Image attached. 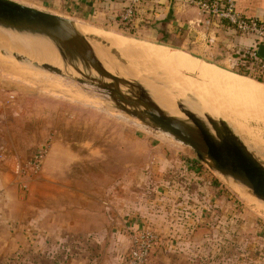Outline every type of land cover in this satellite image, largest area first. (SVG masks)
I'll return each instance as SVG.
<instances>
[{
  "label": "rangeland",
  "instance_id": "obj_1",
  "mask_svg": "<svg viewBox=\"0 0 264 264\" xmlns=\"http://www.w3.org/2000/svg\"><path fill=\"white\" fill-rule=\"evenodd\" d=\"M182 9L181 15L187 23L197 15L192 8ZM73 21L88 28L117 33L178 52L264 86V82L236 73L234 69L238 68L233 60L227 59L213 45L206 50L200 43L193 42L189 29L179 34L170 32L169 22L161 25L141 23L138 28L120 29L116 23ZM197 31L202 32L201 29ZM89 37L107 46L103 41ZM8 42L0 36V43L11 46ZM5 52L6 55H3ZM110 53L112 61L117 64L128 67V62H131L117 48L111 49ZM14 55L16 53L0 50V166L5 167L0 169V264H40V257L45 253L42 250L10 248L12 234H15L10 232V225L12 228L21 227L20 234L24 235L25 209L30 208L36 215L34 223L38 225L41 209L47 203L45 199L51 195L60 198H83L88 194L92 197L102 196L106 200L113 199L116 206L127 199L130 206L143 207L144 214L153 213L155 218L147 220L144 227L150 226L159 235L157 228L174 229L180 226V222L177 220L176 225L171 216L182 206L179 201L172 199L170 192L171 189L181 191L191 183L188 178L190 168L174 169L166 166L167 163L162 165L169 161L194 163L207 178L210 191L215 192V195L218 191L221 195L218 209L213 207L215 210L210 215V232L203 240V247H196L190 252L197 264H264V204L248 190L242 189L245 197L238 196L221 175L196 157L192 149L121 113L98 94L92 97L78 85L64 80L68 85L61 83L58 81L60 77L19 63ZM21 66L26 68L25 72L28 68L26 73L28 76L31 74L33 81L25 80L27 77ZM133 66L132 71L137 70L156 86L162 87L160 81L163 80L158 76L140 65ZM20 68L24 75L22 78L15 76L16 71H21ZM147 74L156 79L149 78ZM224 95L221 94L222 99ZM219 96H216L217 99L214 97V100L208 99L215 104L228 99L225 97L221 100ZM181 99L191 104L204 120L205 114L226 120L256 158L264 163V114L256 111L254 117L256 112L250 110L252 116H241L244 105L248 104L246 100L243 102L238 99L242 111L237 109L239 106L234 102L237 99L233 97H229L231 100L226 103L231 108V105H237L234 109L228 108L226 103L211 104L208 99H198L187 93ZM228 102H231L230 105ZM154 162L164 166L160 173L168 174L170 171L164 180L171 186L173 177L177 176L174 183L179 185L178 188L167 184L158 186L157 191L164 199L152 196L153 186L151 180L148 181V173L156 165ZM173 170L176 174L171 173ZM154 176L157 178L159 175ZM145 190L147 194H143ZM216 210L219 212L214 214ZM15 211L17 221L9 217ZM124 245L104 247L96 244L79 250L81 254L90 252L102 257L105 262H111V257H114L117 264H124L131 249ZM72 252L73 249H70L68 253ZM51 256L55 258L56 253Z\"/></svg>",
  "mask_w": 264,
  "mask_h": 264
},
{
  "label": "crops",
  "instance_id": "obj_2",
  "mask_svg": "<svg viewBox=\"0 0 264 264\" xmlns=\"http://www.w3.org/2000/svg\"><path fill=\"white\" fill-rule=\"evenodd\" d=\"M14 1L72 20L108 24L116 23L120 13L128 5L126 0ZM235 2L237 10L247 17L264 16V0H235ZM182 10L179 0L172 5L163 1L154 6L153 13H143L142 17L148 18L150 23L154 25L169 22L170 32L179 34L188 26L187 20L181 15ZM192 33H190V37L193 35ZM193 40V42L200 43L206 50L210 47L202 41L200 36L196 35ZM234 43L247 46L251 45L252 41L246 38L234 39L231 32L218 30L213 46L215 50L223 52L226 58L232 61L230 49ZM155 163L152 171L148 173L150 175L148 181L151 180L150 184L153 186V197H163L157 191L160 185L166 186L167 184L169 187H179L178 184L174 183L177 176L173 177V185L171 186L164 180L168 178L170 171L168 174L160 173L166 163V166L174 169L188 166L190 168L188 178L191 183L182 188L181 191H172L171 189L172 199L179 201L182 206L177 208V213L173 214L171 219L176 221V225L179 221L180 226L174 229L157 228L161 243L153 254L151 264H197L190 252L196 247H203V240L210 232L209 226L210 220H212L210 215L215 210L214 208L218 209L221 195L218 191L216 195L215 192L210 191L207 178L199 171L198 167H195L194 163L169 161L163 162L162 165L164 166ZM1 168L5 167L0 166ZM171 173L176 174V171L173 170ZM154 174L159 176L156 178ZM143 194H147L146 190L143 191ZM45 200L47 203L45 208L41 209L38 225L34 223V216L36 215L31 208L25 209L24 235L20 234L21 227L12 228L10 225L12 229L10 232L15 233L12 234L10 248L42 250L45 253L42 254L40 260L37 259L40 264H117V259L114 257H111V262L108 260L105 262L104 258L90 254V252L81 254L79 249L89 248L96 244L104 245V247L120 244L125 246L124 244H126L131 248L134 233L144 227L147 220L155 218L153 213L152 215L144 214L145 211L141 206H130L127 199L120 206H116L113 199L106 200L102 196L92 197L90 194L83 198H60V196L53 197L51 195ZM213 204L214 206H212ZM130 208H133V211ZM210 209H212L211 212ZM216 212L219 211H214V214H217ZM16 215L15 211L14 214L13 212L10 213L9 217H14L17 221ZM160 218L161 216L158 215V219ZM70 249H73L71 254L68 253ZM53 253H56L55 258L51 256Z\"/></svg>",
  "mask_w": 264,
  "mask_h": 264
},
{
  "label": "water",
  "instance_id": "obj_3",
  "mask_svg": "<svg viewBox=\"0 0 264 264\" xmlns=\"http://www.w3.org/2000/svg\"><path fill=\"white\" fill-rule=\"evenodd\" d=\"M76 24L69 18L14 0H0V30L48 40L58 54L61 67L36 63L16 54L13 57L19 63L58 76L61 83L78 85L92 97L98 94L116 110L145 127L171 136L192 149L196 157L221 175L229 187L230 180L264 204V163L256 158L226 120L209 114H205L204 120L181 97L176 106L182 117L168 114L156 103L143 82L108 71L96 56L90 37L82 35ZM192 34L194 39L196 33ZM258 54L264 59V45L259 47Z\"/></svg>",
  "mask_w": 264,
  "mask_h": 264
},
{
  "label": "bare ground",
  "instance_id": "obj_4",
  "mask_svg": "<svg viewBox=\"0 0 264 264\" xmlns=\"http://www.w3.org/2000/svg\"><path fill=\"white\" fill-rule=\"evenodd\" d=\"M85 26H83L82 24H76V29L82 35L86 37L93 36L95 37V39L97 38L103 41L105 45H107L104 46L102 43H99L96 40H89L96 56L104 64L106 69L110 72L115 71L126 79L135 78L136 80L143 82L146 86L149 87L156 103L164 111H166L172 116L182 117L181 113L177 109L176 101L186 93L198 97V99L199 97H202V99L204 100H207L208 98L212 100L214 97V99H217L216 96L218 95H220L219 99L221 100H224L225 97L226 99L228 98L227 101L231 100L232 97L233 99H237V101L240 98V101L242 99L243 102L247 101L248 103L245 105L243 104V108L246 109L249 105V107L247 108L249 111L244 109V111L246 112L243 113V108L241 109V107L239 106L241 102L239 104V101L238 103L237 101H234L235 104H239V108L237 109H241L243 111H241V116H245L247 118L251 115L250 110H252V112L254 111V113L257 111L261 114H264V86L260 84L251 82L243 77L234 75L226 70L220 69L211 64L190 59L187 56H184L183 54L170 51L166 48L155 47L141 40H136L117 33L99 29H92ZM0 36L6 38L9 41L8 43L11 45L9 46L0 43V50L23 55L29 58L30 60L38 63H48L54 66L61 67V62L58 57V54L53 45L48 40L44 38H34L30 36H19L14 33H8L2 30H0ZM114 48L119 49V53L122 56H126L128 60L131 61L128 62V67L124 65L122 66L121 64H117L112 61L113 56L111 55L110 50ZM134 64L140 65L141 67L147 69L151 73L158 76L159 79L163 80H159L161 82L162 87L156 86L153 81L137 73V70L132 71V68H134ZM24 68L22 67V69ZM25 69L23 72L27 78L24 79L33 81L30 77L31 74L29 73L30 76H28V74L26 73L28 68L26 72ZM19 72H14L15 76L19 78H22V76L24 77V75L22 74V70ZM147 76L149 78L156 79L155 77L149 74H147ZM65 91L69 90L65 89ZM174 93L175 96H173ZM221 94H225L224 99H222ZM226 94L231 99H229ZM207 101H209V99ZM219 101L217 102L218 104L220 103ZM227 101H224V103H222L221 101L220 104L225 105ZM212 103L213 102H211V104ZM230 103L228 102L229 105ZM235 104H233L234 106L231 105L232 108L237 106ZM227 107L231 108L228 105ZM238 110H236V112ZM257 112L255 113L254 117H256ZM229 185L231 186L235 194L240 197L244 196L242 188L233 184L230 180Z\"/></svg>",
  "mask_w": 264,
  "mask_h": 264
},
{
  "label": "built area",
  "instance_id": "obj_5",
  "mask_svg": "<svg viewBox=\"0 0 264 264\" xmlns=\"http://www.w3.org/2000/svg\"><path fill=\"white\" fill-rule=\"evenodd\" d=\"M101 1V0H97ZM128 5L118 16L121 27L138 28L141 23H150L143 13H153L160 2L177 3V0H126ZM182 8L196 11L194 19L188 22L189 34L202 37L207 46L215 43L216 32H231L234 39H251L252 44L242 46L234 43L231 47L232 59L241 71L248 72L264 80V59L258 54L264 45V16L247 17L236 8L235 0H179ZM201 29L202 32L197 31ZM161 243L160 235L150 226L138 229L133 237L125 264H151L153 254Z\"/></svg>",
  "mask_w": 264,
  "mask_h": 264
},
{
  "label": "trees",
  "instance_id": "obj_6",
  "mask_svg": "<svg viewBox=\"0 0 264 264\" xmlns=\"http://www.w3.org/2000/svg\"><path fill=\"white\" fill-rule=\"evenodd\" d=\"M116 24L119 26L120 29H123V28L127 29L126 27H121L122 25L120 24V21H119L118 18H117ZM125 29H124V30H125ZM125 37H126V36H125ZM128 38H129V37H128ZM234 71H236V73H238V74H240V75L248 76V77H252V78L256 79V80L259 81V82H264L263 79H259V78L255 77L254 75H252V74H250V73H248V72H244V71H242V70L240 71L239 69H234Z\"/></svg>",
  "mask_w": 264,
  "mask_h": 264
}]
</instances>
